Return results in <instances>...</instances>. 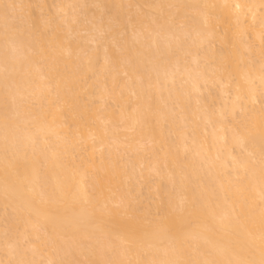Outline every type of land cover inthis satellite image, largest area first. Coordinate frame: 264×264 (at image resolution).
Listing matches in <instances>:
<instances>
[{
  "label": "bare ground",
  "instance_id": "obj_1",
  "mask_svg": "<svg viewBox=\"0 0 264 264\" xmlns=\"http://www.w3.org/2000/svg\"><path fill=\"white\" fill-rule=\"evenodd\" d=\"M0 94V264H264V0H0Z\"/></svg>",
  "mask_w": 264,
  "mask_h": 264
},
{
  "label": "rangeland",
  "instance_id": "obj_2",
  "mask_svg": "<svg viewBox=\"0 0 264 264\" xmlns=\"http://www.w3.org/2000/svg\"><path fill=\"white\" fill-rule=\"evenodd\" d=\"M3 3H4V2H2V4H3ZM7 95H8V94H7ZM7 95H5V94L1 95V94H0V100H1L2 102H3L4 100L7 101V100H8V96H7ZM3 96H4V97H3ZM6 96H7V97H6ZM6 99H7V100H6ZM5 101H4V103L0 102L1 105H2V107L5 108V109H3V110L0 109V111L2 110V111L0 112V114H3V113L5 114V112L7 111L6 109L9 108V107L7 106V104L9 103V101H7L8 103L5 102ZM4 104H5V105H4ZM1 105H0V108H2ZM5 106H6V107H5ZM4 110H5V111H4ZM3 111H4V112H3ZM2 112H3V113H2ZM7 112H8V111H7ZM7 112H6V114H7ZM3 118L5 119V117H2V118L0 117V119H2V120H3ZM0 121H1V120H0ZM9 214H10V211H7L6 215L4 216V219H6V220L9 219ZM0 215L3 216L2 213H0Z\"/></svg>",
  "mask_w": 264,
  "mask_h": 264
}]
</instances>
